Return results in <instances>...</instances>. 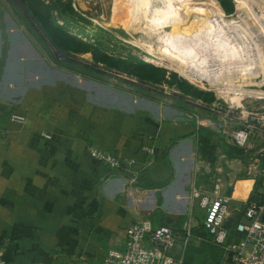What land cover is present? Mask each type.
Segmentation results:
<instances>
[{
    "label": "crops",
    "instance_id": "1",
    "mask_svg": "<svg viewBox=\"0 0 264 264\" xmlns=\"http://www.w3.org/2000/svg\"><path fill=\"white\" fill-rule=\"evenodd\" d=\"M9 25L0 19V264H101L109 251H123L138 220L179 230L191 209L201 226L190 189L208 190L219 170L227 224L242 220L255 179L238 178L248 165L227 158L218 135L171 120L173 111L159 105L137 106L133 96L123 95L127 108L110 105V90L93 83L86 93L57 88L63 75ZM90 145L131 164L110 171L88 156ZM204 246H189L184 259ZM212 255L220 249L202 253Z\"/></svg>",
    "mask_w": 264,
    "mask_h": 264
},
{
    "label": "rangeland",
    "instance_id": "2",
    "mask_svg": "<svg viewBox=\"0 0 264 264\" xmlns=\"http://www.w3.org/2000/svg\"><path fill=\"white\" fill-rule=\"evenodd\" d=\"M22 1L0 0V19H7L11 32L28 34L35 50L63 75L51 77L60 81L57 88L86 93V84L93 83L110 90V105L127 108L123 97L133 96L137 106L172 110L168 118L176 122L196 123L198 117L203 128L239 149L255 151L264 144V0H232L230 13L216 0H143L147 17L140 18L136 31H131L136 23L127 25L124 9L115 10L113 0H28L35 5L31 8ZM42 23L80 38L84 44H75L76 49L90 50L100 63V58L104 64L112 59L117 65L92 66L90 52L69 57L51 45ZM184 30L187 38L176 43L190 45L195 53L190 65L197 76L190 78L168 69L157 54L161 36ZM179 45L173 48L191 51ZM243 175L248 177L246 171Z\"/></svg>",
    "mask_w": 264,
    "mask_h": 264
},
{
    "label": "built area",
    "instance_id": "3",
    "mask_svg": "<svg viewBox=\"0 0 264 264\" xmlns=\"http://www.w3.org/2000/svg\"><path fill=\"white\" fill-rule=\"evenodd\" d=\"M10 120L19 121L21 118L12 115ZM195 121L197 127L202 126L198 117ZM148 152L151 153L150 150ZM87 154L110 171L123 172L126 165L131 164L115 153L93 145L87 147ZM246 173L252 178L258 177L261 187L259 194L246 203L242 220L235 228L228 229L225 226L230 215V204L224 192L226 182L223 172L219 170L211 176L208 190L195 185L190 189V200L203 215L201 226L195 222L191 209L179 230L168 226L154 229L148 221L138 220L125 231L123 251H109L101 264H185V250L189 246L193 249L205 244L220 249L219 260L212 264H264V152L249 162ZM231 234L239 238L231 239ZM178 244L181 253L175 255L173 249ZM78 264L91 263L81 261Z\"/></svg>",
    "mask_w": 264,
    "mask_h": 264
},
{
    "label": "trees",
    "instance_id": "4",
    "mask_svg": "<svg viewBox=\"0 0 264 264\" xmlns=\"http://www.w3.org/2000/svg\"><path fill=\"white\" fill-rule=\"evenodd\" d=\"M221 8L226 12L230 13L233 10V3L232 0H216ZM24 4H26L27 8L35 7V5L31 2H28V0H23ZM31 4V7L29 5ZM29 10V9H28ZM190 17V15L187 16V18ZM42 25L45 26L48 34L49 41L52 46L56 47L57 49L63 51L65 54H67L69 57H73L76 55H80L82 53H92L90 50L83 49V50H77L75 47V44H84V42L78 38L74 37L70 34H62L60 33V30L55 27L54 25H49V23H42ZM49 29V30H48ZM188 30V29H187ZM188 31L186 30L180 32L179 34L173 36H169V38L176 44L178 39H182V37L187 38ZM168 37V35H166ZM182 48L191 50L190 52H182L178 49L174 48H168L166 49L163 53L158 54L162 60L164 59L167 62V65H165L168 69H170L173 72H176L180 75H183L186 78H190V76H197L195 72V68L190 65V58H195V53L192 52V48L190 45H187L186 47L179 45ZM92 66L93 65H98L101 67H107V68H115L117 65V61L115 60H110V63L104 64L103 60L100 58L101 63L99 62V59L97 58V55L92 53ZM140 65L146 66V63L144 62H139ZM161 64V63H160ZM120 70V69H118ZM125 75H130L132 77L141 79L145 82L148 81L150 84L158 85L160 83V80H154L151 79L149 76H143L142 74L131 71V70H126L122 71ZM195 72V73H194ZM192 83V82H190ZM197 84V83H194ZM201 84V83H200ZM194 99L198 100L200 99L199 97L193 96ZM199 129H204L200 127ZM218 147L224 152V154L227 156L229 159H239L242 160L245 164L249 163L259 157V155L264 152V144H262L260 147H258L255 151L252 150H245V149H239L235 146L228 145L224 143L222 140H217ZM247 176L239 175L238 178L244 179ZM247 178H250L249 176ZM255 183H254V191L249 199V201L253 200L258 194L259 190L261 187L260 179L258 177L254 178ZM246 207V205H245ZM244 207V209H245ZM243 209V211H244ZM243 211H242V216H243ZM229 219V218H228ZM228 221V222H227ZM226 221V228L228 229H233L235 226L240 222V219L234 220V223L232 225L227 224L230 222V219ZM231 223V222H230ZM214 246L212 244H205L204 248L196 251V252H190V257H188L185 260V264H212L215 263L219 260V255H212L210 258L209 257H202V253L206 252V250L210 251L213 250ZM198 250V249H197Z\"/></svg>",
    "mask_w": 264,
    "mask_h": 264
},
{
    "label": "bare ground",
    "instance_id": "5",
    "mask_svg": "<svg viewBox=\"0 0 264 264\" xmlns=\"http://www.w3.org/2000/svg\"><path fill=\"white\" fill-rule=\"evenodd\" d=\"M113 2H114L115 10H117L118 7L119 8L122 7L124 9L123 14H125V16L128 17V19L126 21L127 25L136 23L135 26L131 25V27H133L131 29V31L140 30V28L138 26V24H139L138 21L140 20V18L144 19V16L147 17V15H144V14H146V10H142V9H144L143 0H113ZM194 11L198 13L197 8H195ZM140 15H141V17H140ZM159 41L162 45L159 46L160 48H159L157 54L163 53L168 48L177 47V46H175L176 44L170 38H168L166 35L163 37L161 36Z\"/></svg>",
    "mask_w": 264,
    "mask_h": 264
},
{
    "label": "water",
    "instance_id": "6",
    "mask_svg": "<svg viewBox=\"0 0 264 264\" xmlns=\"http://www.w3.org/2000/svg\"><path fill=\"white\" fill-rule=\"evenodd\" d=\"M262 221H264V214H263V216H262Z\"/></svg>",
    "mask_w": 264,
    "mask_h": 264
}]
</instances>
